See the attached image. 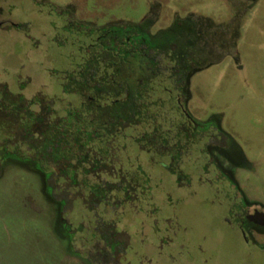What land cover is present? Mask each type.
I'll return each instance as SVG.
<instances>
[{
	"label": "rangeland",
	"instance_id": "rangeland-1",
	"mask_svg": "<svg viewBox=\"0 0 264 264\" xmlns=\"http://www.w3.org/2000/svg\"><path fill=\"white\" fill-rule=\"evenodd\" d=\"M141 24L175 39L165 53L180 86L150 83L136 62L119 72L129 75L123 90L153 98L144 115L153 127L107 134L90 152L91 181L60 179L52 193L45 163L16 141L33 136L31 111H44L48 129L72 123L82 105L66 93L71 80L103 56L118 63L119 48L108 49L116 36L128 37L120 50L149 58ZM180 109L203 123L198 132L211 130L210 144L191 145ZM1 114L0 264H264V233L246 226L213 164L264 208V0H0Z\"/></svg>",
	"mask_w": 264,
	"mask_h": 264
},
{
	"label": "trees",
	"instance_id": "trees-1",
	"mask_svg": "<svg viewBox=\"0 0 264 264\" xmlns=\"http://www.w3.org/2000/svg\"><path fill=\"white\" fill-rule=\"evenodd\" d=\"M137 30H141L139 32L145 34V37L149 39L148 42L151 47L149 58L142 60L133 55L134 51L120 50V46H124L125 40L128 38L120 34V37L116 36L118 39H113L114 42L110 44L109 48L106 47L110 52L115 53H117V49L114 47L119 48L118 54L122 57L119 58L118 63L111 60L112 62L108 64L106 62L108 59L103 56L101 58L104 61L99 60L94 66L98 70L92 69L91 73L83 75V77L76 76L71 80L66 93L81 98L80 103L82 105L81 112L75 114L73 124L68 122L65 116L61 118V121L54 120L53 126L48 129V121H41L42 117L46 118L44 111L39 106L31 111L30 114L36 118L30 128V133L33 136L30 135L26 138L23 136L16 141L26 140L31 160L38 161L41 159L45 163L47 168L44 171L45 182L52 193L58 189L60 179L64 180L65 186L76 185L86 179L88 175H95L98 172L99 169L95 164L97 162L92 163L89 156L92 148L96 146L95 143L102 141L107 134L115 138V136H119V130L122 128L129 130L140 124H150L153 127L155 121L149 116H144L147 115L146 113L149 112L152 105H155L153 98L148 103L143 91L140 92L135 88L132 93L131 90H126L127 87L123 90L122 86H126L125 79L129 75L123 79L124 73L120 74L119 72L134 70L133 62H136L142 66V69H145V74L150 83L158 81V85L166 83V86H180V82H176L177 76L172 77V59L169 54L165 53V51L175 49V39L168 42L167 38L164 37L165 34L169 33V30L162 31L155 36L149 35L147 29L143 30L142 24L137 27ZM106 44L105 42L103 47ZM107 45L109 46V44ZM140 45L142 49L147 47L146 43ZM93 77L95 80L91 81ZM102 78L105 80L98 82ZM174 78H176L174 80L176 85L172 81ZM73 83L85 87L74 89ZM136 83L137 86L140 85L141 80L137 79ZM91 89L93 90L91 91ZM180 112L183 115L187 111L180 109ZM68 115L70 116V114ZM57 124H59L58 127H56ZM44 132L46 135L42 136ZM132 138L135 140L137 136ZM66 168L73 173L68 175ZM86 181L90 182L91 179H86Z\"/></svg>",
	"mask_w": 264,
	"mask_h": 264
},
{
	"label": "flooded vegetation",
	"instance_id": "flooded-vegetation-1",
	"mask_svg": "<svg viewBox=\"0 0 264 264\" xmlns=\"http://www.w3.org/2000/svg\"><path fill=\"white\" fill-rule=\"evenodd\" d=\"M2 117H0V123L3 125L4 129H7V122H6V118H8V116L6 114H1ZM183 116L185 117V119L189 122H191L194 127H193V131L191 133H189V136L186 137V139L191 142V145H193L195 142L201 141L200 139H204V141L206 142L204 144V146H206L207 144H210V129H208L205 132H198V125L200 126V122L195 121L192 116L188 113L185 112L183 113ZM5 118V119H2ZM218 127H216V132H218ZM220 132V131H219ZM211 160V159H210ZM216 171L217 172H221V173H225L228 175L227 178V184L228 187L230 189L233 190V194L235 192L238 193V197H239V204L241 205V207L244 209V215H243V220L246 223L247 227H253L258 233H264V227H262L260 225L261 220L259 219L260 216H263L264 213V208L261 207V205L257 204V203H253V202H249L246 201L244 194L241 192L240 188H239V184L238 182L235 180L233 174L228 171L227 169L224 168V166L222 165V163L219 160H215L213 162ZM236 196H230V199H233L232 202L236 201L235 199ZM262 214V215H261ZM255 215V216H254ZM240 227H242L240 225Z\"/></svg>",
	"mask_w": 264,
	"mask_h": 264
}]
</instances>
